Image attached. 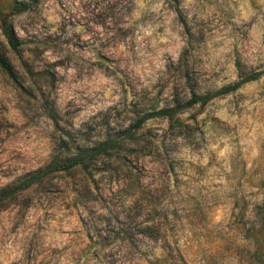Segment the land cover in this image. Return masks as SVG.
Instances as JSON below:
<instances>
[{
	"label": "rangeland",
	"instance_id": "rangeland-1",
	"mask_svg": "<svg viewBox=\"0 0 264 264\" xmlns=\"http://www.w3.org/2000/svg\"><path fill=\"white\" fill-rule=\"evenodd\" d=\"M0 53V191L180 109L15 189L0 264H264V73L217 94L264 71V0H0Z\"/></svg>",
	"mask_w": 264,
	"mask_h": 264
},
{
	"label": "trees",
	"instance_id": "trees-1",
	"mask_svg": "<svg viewBox=\"0 0 264 264\" xmlns=\"http://www.w3.org/2000/svg\"><path fill=\"white\" fill-rule=\"evenodd\" d=\"M13 7L15 11L17 12H22L27 8V6L22 2H14ZM4 31H5L4 33L6 35L7 41L14 49H16L17 44L15 42V36L13 32L9 29V27L5 28ZM0 67L7 73L11 74V68L8 64L7 59L2 53H0ZM263 73L264 71L253 72L245 76L243 79L235 82L234 84L220 89L217 92V94H224L230 91H234L238 89L242 84L248 81L258 79ZM208 99H209L208 97H204V96L197 97L193 95L187 105L190 106L196 103L205 104ZM179 111L180 109L177 107H169V108H162L160 110L151 112L149 114H145L141 117H138L131 127L122 130L120 132L121 135L119 136V138H112L110 140H104L101 142V144L100 143L96 144L87 149H83V150L77 149L75 154H73L72 157H68L67 155H65L62 158H56L52 160L51 162H49V164L45 168L26 177L15 188L3 189L2 191H0V202L8 199L15 192V189L26 190L30 188L32 185L39 183L46 176L50 174H53L56 172L68 171L76 167H79L82 170L86 171L88 169V165L90 164V162L92 160L96 162L98 157L101 154L108 155L107 153L110 150L120 149L122 146V142L125 140H129V141L135 140L136 137H135L134 131L136 129L141 128L142 125L145 123V121H147L148 119L161 118V119L172 120L179 113ZM175 122L180 123L178 119H175Z\"/></svg>",
	"mask_w": 264,
	"mask_h": 264
}]
</instances>
